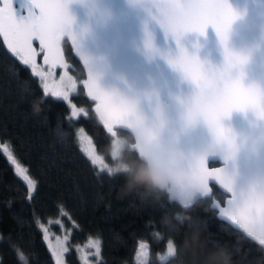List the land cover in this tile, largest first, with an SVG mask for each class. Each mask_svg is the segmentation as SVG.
I'll list each match as a JSON object with an SVG mask.
<instances>
[{"label": "trees", "instance_id": "16d2710c", "mask_svg": "<svg viewBox=\"0 0 264 264\" xmlns=\"http://www.w3.org/2000/svg\"><path fill=\"white\" fill-rule=\"evenodd\" d=\"M61 47L69 70L85 77L69 42L63 40ZM38 98L43 99L42 111L35 115L32 103ZM71 100L87 115L72 118L66 101L44 96L37 76L0 36V264H20L16 249L23 251L25 264H57L40 228L59 231L57 221L70 228L67 264H84L76 245L87 238L102 242L91 264H136L140 241L148 244V264H160L157 253L169 238L178 248L169 264H201L220 245L232 251L234 264H264V249L218 217L213 204H222L225 195L214 185L211 195L198 198L188 209L167 199L152 203L124 195L123 178L110 177L106 168L93 165L79 145L78 130L83 128L104 164L113 167L107 152L112 135L95 113V102L87 99L81 85ZM114 131L133 142L123 128ZM9 154L38 185L31 200L25 199L26 183L15 174ZM165 213L171 219L168 226L161 223ZM154 233L162 237L156 239Z\"/></svg>", "mask_w": 264, "mask_h": 264}, {"label": "snow or ice", "instance_id": "6c2138e0", "mask_svg": "<svg viewBox=\"0 0 264 264\" xmlns=\"http://www.w3.org/2000/svg\"><path fill=\"white\" fill-rule=\"evenodd\" d=\"M146 2L152 18L159 24L163 33L171 35L176 41L175 54L160 53L167 63L181 77L193 86L191 94L181 100L183 111L181 120L185 126H191L202 120L217 141H226L231 145L235 134L223 124V118L233 110L244 111L247 108V96L249 89L243 82V66L248 60L246 54L233 51L228 47L227 41L230 27L237 13L228 0H138ZM69 0H28L26 15L17 18L13 7V0H0V36L7 49L24 66H30L33 76L40 78L44 96L69 100V90L76 88L75 81L65 72L59 81L50 76L59 65L66 67L61 51V39L67 35L76 46L78 43L71 30L73 17L68 10ZM211 25L223 46V63L219 66L205 64L195 51L189 52L181 43V37L188 32L203 34ZM38 40L43 52L44 64L49 71H43L37 65V50L33 47V41ZM145 47L158 52L153 45L152 34L145 30ZM80 54V58L88 67V79L84 82L89 97L96 101L95 111L103 121L107 131L115 136L114 126L121 125L131 129L137 134V148L142 155L154 158H162L167 155L168 146L162 140L161 132L165 127L166 117L162 113L159 103L154 109L152 119H147L135 106L123 95L105 90L98 82L97 75L91 70L89 57ZM67 79V84L65 80ZM71 117L77 118L81 113L86 116L83 109H77L71 105ZM259 119H264V109L255 113ZM83 132V130H82ZM80 140L86 141L84 149L93 165L100 164L102 170L107 169V174L112 177V168L104 164L103 158L97 154L92 139L81 134ZM7 153L8 149L4 147ZM229 155H234V151ZM207 156L199 155L189 163V168L194 181V187L201 196H209L212 189L209 181L215 180L223 189L231 194L227 201V207L219 208L220 213L237 225L244 232H250L254 226L264 228V179H258L249 183L246 187H237L232 174L223 167L210 169L207 166ZM8 159L14 166L15 174L26 183L27 200L34 198L38 185L30 177L28 170L22 166L16 158L9 154ZM227 159V157H225ZM214 207H218L214 201ZM59 223V221H57ZM42 239L48 244L49 249L56 257L57 264H61L60 257L70 251L64 246L68 237L61 241L57 237L55 247L52 246L47 228L40 226ZM159 239L160 234H153ZM102 242L97 238L89 239L87 247L101 252ZM17 259L20 264H25L24 253L16 249ZM148 257V247L140 242L137 250V264H145ZM87 264V257H84Z\"/></svg>", "mask_w": 264, "mask_h": 264}, {"label": "water", "instance_id": "95a60500", "mask_svg": "<svg viewBox=\"0 0 264 264\" xmlns=\"http://www.w3.org/2000/svg\"><path fill=\"white\" fill-rule=\"evenodd\" d=\"M228 2L237 16L230 27L227 45L233 51L248 56L243 66V82L248 84L256 81L264 84V0H228ZM27 6L28 0H13L17 18L26 15ZM68 10L73 17L71 30L76 37L78 51L67 35L61 39L60 47L63 40L69 42L73 54L84 70L85 81L88 79L89 70L79 53L89 57L91 70L97 75L101 87L123 96L136 98L139 111L147 119H152L154 109L159 103L166 117L161 138L166 140L169 128H179L183 111L180 101L188 97L193 88L191 83L183 79L181 74L160 55V53L175 54L176 41L170 34L166 36L163 33L159 24L152 18L146 2L69 0ZM146 29L152 34L153 45L159 50L158 52H152L145 47ZM33 42L39 45L38 40ZM180 43L189 52L195 51L200 59L205 61L206 66L209 64L219 66L223 63V46L211 25L203 34L185 33ZM84 82L81 85L83 93L88 100L95 102V111L96 101L88 96ZM97 116L100 118L98 114ZM223 124L235 134L237 150L234 157L225 162L221 158L223 151L218 148L215 153L206 157L207 166L210 169L223 167L233 175L237 187H246L254 179L264 178V148L258 151L250 148L251 137L264 128V121H258L250 111L233 110L223 118ZM117 127L131 134L135 142L131 129L121 125L114 126ZM179 139L185 147L199 151L212 139V134L207 125L199 120L183 131ZM212 185L225 195L223 203L215 207L218 217L243 231L219 211V208L228 206L227 201L231 198V194L215 180L209 181L211 189Z\"/></svg>", "mask_w": 264, "mask_h": 264}, {"label": "clouds", "instance_id": "9594fccd", "mask_svg": "<svg viewBox=\"0 0 264 264\" xmlns=\"http://www.w3.org/2000/svg\"><path fill=\"white\" fill-rule=\"evenodd\" d=\"M245 86L249 89V92L247 108L244 111H250L258 121H264V119H259L255 115L257 111L264 109V84L251 81ZM124 97L134 103L139 110L136 98ZM42 103V98L33 101V114L38 115L42 111ZM188 127L183 124L180 118L179 128H169L166 140L158 137V140H162L168 146L167 155L162 158L142 155L136 146L138 141L135 132H132L135 142L130 141L126 136H112L107 145V152L113 161V174L123 178L121 192L124 195H135L137 199L152 203H159L162 199H167L169 202L178 203L184 209L192 207L197 199L202 197L201 193L194 187L189 163L199 155L208 156L215 153L218 148L223 151L221 158L227 162L234 157L237 143L235 137L233 143L229 145L226 141H217L212 136V139L204 147L196 151L180 143V134ZM250 148L253 151L264 148V128L251 137ZM233 151L234 155H229ZM256 180L258 179L253 181ZM170 222L171 219L165 213L161 217V223L168 226ZM245 233L259 247L264 249V228L256 225L250 232ZM161 237L162 234L159 238ZM177 255L178 248L175 241L169 238L165 243L163 252L157 253V258L160 264H169L170 258ZM201 264H234L233 253L226 246L220 245L214 251L208 253Z\"/></svg>", "mask_w": 264, "mask_h": 264}, {"label": "rangeland", "instance_id": "374dc122", "mask_svg": "<svg viewBox=\"0 0 264 264\" xmlns=\"http://www.w3.org/2000/svg\"><path fill=\"white\" fill-rule=\"evenodd\" d=\"M5 45H6V44H5ZM33 47L37 50V53H38V55H37V65H38L43 71L48 72L49 69H48V66L44 64V61H43V52L41 51L40 46L38 45V43H34V42H33ZM64 64L66 65V67H61V66L58 65V66L55 68L54 72H53L52 75L50 76V81H51L52 79H54V80H56V81H59L60 78H61V76H62L65 72H67V75H68L69 77H71V78L75 81V83H76V88H75V89H71V90H69V100L66 101V103H67L68 106H69V110H70V114H71V110H72V109H71V105H75V107H76L77 109H82L81 106L76 105V104L71 100V96H72V94H74V93L77 92V90H78V86L83 84V82L85 81V77H83V78L76 77V75L73 74V73L69 70V66H68V64H67L66 62H64ZM28 67L30 68V66H28ZM37 78L39 79L40 84L42 85L43 82L40 80L39 77H37ZM67 82H68V81H67V79H66V80H65V83L67 84ZM60 99H62V98H60ZM82 130H83V132H82ZM113 131H114V129H113ZM81 134L86 135L87 137H90L89 134H88L83 128H81L80 130H78V139H79V137H80ZM90 138H91V137H90ZM92 143H93V141H92ZM79 145H80L81 149L83 150V152L86 154V151L84 150V149L87 148V143H86V141H82V140L79 139ZM93 146L95 147L94 143H93ZM95 149H96V148H95ZM96 152H97V150H96ZM97 154L100 155L98 152H97ZM86 156L88 157L87 154H86ZM100 156H101V155H100ZM101 157H102V156H101ZM88 158H89V157H88ZM89 159H90V158H89ZM96 165H98L99 167L102 168V166H101L100 164H96ZM57 226H58V228H59V231L49 230L50 228H49L48 231H47L48 238H49V240H50V242H51V244H52L53 247H55V245H56V243H57V237H59L61 241H64V238H65V237H69L68 235H69V232H70V228L66 227V226H65L62 222H60V221H59V223H58ZM89 239H90V238H87L83 243H80V244H77V245H76V252H77V255H78L80 261H81L82 263H84V264H85V261H84V257H85V256L87 257V264H91V259H92V258L99 257V254H100V253H99V254L96 253V249H95V248H93V247H87V246H86V245L88 244ZM91 239L95 240L96 238H91ZM140 242L145 243V244L147 245V247H148V244H147L146 242H144V241H140ZM140 242H139V243H140ZM139 243H138V244H139ZM64 246H65L66 248H68V240L65 242ZM137 250H138V246H137L136 253H135V258H134L136 264H137ZM148 256H149V247H148ZM56 261H57V260H56ZM60 261H61V264H67L66 261H65V253H63V254L61 255V257H60ZM146 262H147V264H148V257H147V261H146Z\"/></svg>", "mask_w": 264, "mask_h": 264}]
</instances>
